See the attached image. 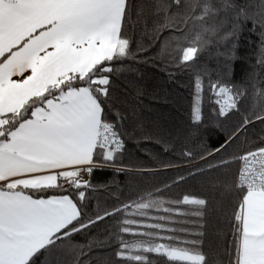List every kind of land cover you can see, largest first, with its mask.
Masks as SVG:
<instances>
[{"label": "snow or ice", "instance_id": "obj_1", "mask_svg": "<svg viewBox=\"0 0 264 264\" xmlns=\"http://www.w3.org/2000/svg\"><path fill=\"white\" fill-rule=\"evenodd\" d=\"M245 32L255 64L237 81ZM144 67L191 76L176 135L185 164L204 163L121 200L92 174L130 173L129 141L173 143L145 115L158 97ZM257 123L264 0H0V264H264V134L246 138Z\"/></svg>", "mask_w": 264, "mask_h": 264}, {"label": "trees", "instance_id": "obj_2", "mask_svg": "<svg viewBox=\"0 0 264 264\" xmlns=\"http://www.w3.org/2000/svg\"><path fill=\"white\" fill-rule=\"evenodd\" d=\"M254 37L249 36L246 32L242 33L236 51L238 57L233 64L234 77L239 81L245 70L250 65L255 64L256 49L252 45ZM145 74V85L147 90L155 92L158 100L151 104V111L145 113L150 120H157L160 124L159 131L171 135L173 143L169 146V150L165 152L161 144L155 142V138L150 141H129L127 144V152L124 155L123 163L131 170L128 174H117L111 169L97 170L90 179L93 184L108 185L109 190L119 196L121 200L134 197L135 193L143 189H151L163 185L170 181L173 177L180 173V168L194 167L196 164L204 162L197 159L191 164H185L184 159L179 155V137L177 133L187 129L190 126V109L192 104L193 86L191 76L185 72H176L175 79L169 80L168 76L162 69L154 67H144L141 69ZM205 113H207V105H205ZM238 118L230 121L227 125L230 130L233 123ZM264 125L256 124L250 127L247 137L251 141L258 143L256 137L261 133ZM227 133H221L219 136L212 135L208 138V148L219 146L222 137ZM245 137H241L243 141ZM253 145H244L241 148L251 147ZM165 164L179 165V168H167ZM147 169L148 171H139ZM192 183V191H195V182ZM118 189V191H117ZM99 203L101 207L111 208L115 200V196H105L100 193ZM96 201H93L91 209L96 207ZM91 233L90 235H95ZM77 240L84 242L86 237L77 236Z\"/></svg>", "mask_w": 264, "mask_h": 264}]
</instances>
